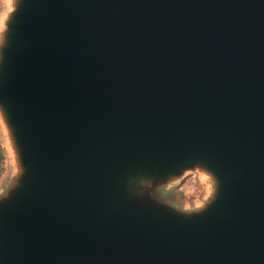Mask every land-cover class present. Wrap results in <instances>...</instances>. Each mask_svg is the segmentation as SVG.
<instances>
[{"label": "water", "instance_id": "1", "mask_svg": "<svg viewBox=\"0 0 264 264\" xmlns=\"http://www.w3.org/2000/svg\"><path fill=\"white\" fill-rule=\"evenodd\" d=\"M7 4L0 264H264V0Z\"/></svg>", "mask_w": 264, "mask_h": 264}, {"label": "rangeland", "instance_id": "2", "mask_svg": "<svg viewBox=\"0 0 264 264\" xmlns=\"http://www.w3.org/2000/svg\"><path fill=\"white\" fill-rule=\"evenodd\" d=\"M7 0H0V20L7 11ZM0 148L3 152V170L0 174V188L9 177L10 169L7 161L6 148L0 136ZM211 184L208 178L202 174L188 173L170 184L166 197L174 205L180 208H194L200 206L208 197Z\"/></svg>", "mask_w": 264, "mask_h": 264}, {"label": "trees", "instance_id": "3", "mask_svg": "<svg viewBox=\"0 0 264 264\" xmlns=\"http://www.w3.org/2000/svg\"><path fill=\"white\" fill-rule=\"evenodd\" d=\"M3 162H4L3 152L0 148V174L2 173V170H3Z\"/></svg>", "mask_w": 264, "mask_h": 264}, {"label": "snow or ice", "instance_id": "4", "mask_svg": "<svg viewBox=\"0 0 264 264\" xmlns=\"http://www.w3.org/2000/svg\"><path fill=\"white\" fill-rule=\"evenodd\" d=\"M11 11V9H9Z\"/></svg>", "mask_w": 264, "mask_h": 264}]
</instances>
